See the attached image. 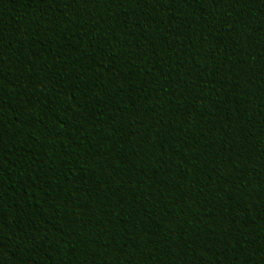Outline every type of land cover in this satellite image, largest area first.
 <instances>
[{
    "label": "trees",
    "instance_id": "1",
    "mask_svg": "<svg viewBox=\"0 0 264 264\" xmlns=\"http://www.w3.org/2000/svg\"><path fill=\"white\" fill-rule=\"evenodd\" d=\"M121 30L172 60L166 97L151 72L133 82L135 100L108 104L68 78L97 37ZM194 46L211 73L195 90L179 76ZM225 103L244 137L206 141L199 125ZM0 119L41 121L50 144L22 195L0 175V264H100L88 257L117 223L150 234L164 264H264V0H0ZM130 164L158 166L159 186L130 187ZM100 171L119 197L80 191Z\"/></svg>",
    "mask_w": 264,
    "mask_h": 264
},
{
    "label": "clouds",
    "instance_id": "2",
    "mask_svg": "<svg viewBox=\"0 0 264 264\" xmlns=\"http://www.w3.org/2000/svg\"><path fill=\"white\" fill-rule=\"evenodd\" d=\"M179 59L185 65L179 76L190 83L193 90L202 88L205 80L211 78L208 52L198 46L181 53ZM146 72L152 73L156 97H166L164 93L173 90L177 84L172 60L164 51L152 49L131 30H121L114 36L106 33L97 37L95 47L86 60L74 58L68 78L79 86L82 94L96 98L101 104H108L112 96L125 102L135 100L139 93L133 82ZM216 91L215 86L208 87L212 95ZM229 109L227 103L217 107L210 113V119L199 125L206 141L210 142L222 129L233 143L244 137L243 129L231 126L234 117ZM127 115L134 122V112L129 111ZM174 123L175 120L165 119V128H170ZM49 145V136L41 121L9 124L0 119V175L11 180V193L22 195L29 187V180L33 183L40 181V173L45 168L42 156ZM122 151H132L127 142L122 145ZM125 179L130 187L144 191L149 187H158L162 177L155 164H130L125 170ZM80 191L89 196L100 191L119 197L121 184L108 173L100 171L85 177L81 181ZM101 244L103 247L88 257L90 262L164 264L161 250L151 235L142 233L135 224L117 223L103 228Z\"/></svg>",
    "mask_w": 264,
    "mask_h": 264
}]
</instances>
